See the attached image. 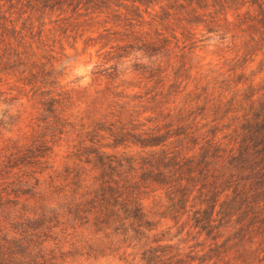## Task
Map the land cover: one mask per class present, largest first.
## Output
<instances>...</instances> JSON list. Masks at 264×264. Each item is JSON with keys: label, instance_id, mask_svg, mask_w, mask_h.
Listing matches in <instances>:
<instances>
[{"label": "rangeland", "instance_id": "rangeland-1", "mask_svg": "<svg viewBox=\"0 0 264 264\" xmlns=\"http://www.w3.org/2000/svg\"><path fill=\"white\" fill-rule=\"evenodd\" d=\"M171 1L148 7L136 1L138 9L133 10L131 0H0V167L2 147L13 140H55L41 158L42 171L33 163L20 164L0 178L34 192L26 194L27 200L21 196L15 206L0 207V237L9 239L15 252L7 249L1 255L5 261L141 264L142 252L157 243L181 251L194 246L199 253L214 245L204 232L192 228L188 234V224L182 229L186 214L177 222L154 214L166 203L160 189L142 199L157 221L144 234L96 230L92 219L82 223L68 212L71 185L63 174L74 163L67 154L79 130L92 129L97 121L115 127L132 113L134 122L144 123L136 130L141 131L154 124L146 116L163 122V114L170 112L174 124L178 113L190 114L189 120L195 115L204 131L214 113L220 116L228 107L233 111L218 123H236L228 117L242 113L247 84L256 88L253 98L264 99V40L249 26L256 7L245 3L235 9L225 3L221 8L213 0L204 7L186 0L172 6ZM238 74L244 80L234 84ZM51 97L61 99L64 109L55 102L56 111L75 129L68 126L52 135L55 118L45 109ZM204 122L208 124L202 127ZM99 133L107 136L96 135L97 143L112 139L103 130ZM103 148L126 155L143 152L130 143ZM93 173L89 171L86 183ZM258 190L254 218L244 216L242 230L231 223L220 228L216 242H223L221 256L227 264H264V189ZM42 216L43 222L33 221Z\"/></svg>", "mask_w": 264, "mask_h": 264}, {"label": "trees", "instance_id": "trees-1", "mask_svg": "<svg viewBox=\"0 0 264 264\" xmlns=\"http://www.w3.org/2000/svg\"><path fill=\"white\" fill-rule=\"evenodd\" d=\"M131 1L133 10L138 9L136 1L146 7L159 2ZM176 1H171L172 6ZM186 1L189 4L194 1L201 7L208 4L206 0ZM225 3L235 9L245 3L255 6L256 13L249 17V26L259 32V39L264 40V0L212 1L213 5L218 4L221 8ZM179 5L183 6L182 3ZM247 13L248 9L244 14ZM242 80V74H238L233 82L237 84ZM255 89L251 83L243 89L242 98L246 105L242 106L240 115L228 117L236 122L232 126L230 122L221 125L218 123L226 113L233 111L228 107L220 116L214 113L213 123L204 131L196 124L195 115L189 120L190 114L178 113V123L174 124L170 112L163 114V122H159L157 117L153 119L152 116H146L145 119L153 120L154 124L141 131L136 130L144 123L134 122L132 113L127 121H121L115 127L113 123L105 126L97 121L92 129L79 130L78 140L67 154L74 163L72 166H65L63 174L71 185L72 197L68 212L82 223L92 219L96 230L109 228L113 233L126 235L129 230H133L135 234H144L154 229L157 221L149 216L142 199L150 192L160 189L164 192L166 203L164 209L155 211L154 214L168 216L176 222L186 214L182 229L188 224V234L192 228L199 233L204 232L214 241V245L199 253L194 246L181 251L176 245L157 243L142 252L141 264H227L221 256L220 247L223 242H216L220 228L231 223L242 230L244 216L254 218L258 189H264V99L253 98ZM55 102H59L60 110L64 109V103H60L61 99L55 97L48 100L45 109L55 118L51 125L52 135L59 136L68 130V126L75 129V124L67 116L60 114V111H56L58 107ZM207 124L208 122H204L201 126ZM102 130L112 139L97 143L96 135L107 136L99 133ZM218 132H222L220 137L217 136ZM87 140L90 144L86 143ZM50 141L55 140L43 137L37 142L32 138L30 142L18 143L13 140L5 144L2 147L4 159L1 162L0 178L20 164L33 163L42 171L45 167L41 165V158L51 151ZM129 143L140 147L143 152L126 155L124 152L119 154L103 148H116ZM90 170L94 173L90 176L92 182L88 184L85 181ZM27 193L30 197L34 196L31 190L13 187L9 181L0 180V207L17 205L21 196L27 200ZM77 195L78 200L75 199ZM42 219L44 220V216L33 221L43 222ZM17 224L24 230L23 221ZM153 236V241L158 242L160 238L156 234ZM10 242L4 235L0 237V264H11L1 256L7 249L8 252L15 253L9 247ZM10 260L13 264H18L14 258ZM19 262L26 264L22 260Z\"/></svg>", "mask_w": 264, "mask_h": 264}]
</instances>
